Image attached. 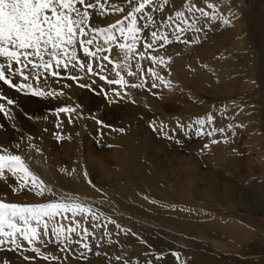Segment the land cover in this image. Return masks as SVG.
I'll use <instances>...</instances> for the list:
<instances>
[{"label": "snow or ice", "instance_id": "obj_1", "mask_svg": "<svg viewBox=\"0 0 264 264\" xmlns=\"http://www.w3.org/2000/svg\"><path fill=\"white\" fill-rule=\"evenodd\" d=\"M112 14H119L120 18L107 23ZM202 19L204 24L200 27ZM217 21L224 25L231 23L220 15L218 5L210 0H203V6L195 0H182L181 8H176L173 0H0V82L17 93L58 98L65 95L62 88L70 85L63 84L57 90L53 84H61L66 79L81 88H88L89 85L81 84L80 80L84 76L98 77L108 86H119V89L101 88L110 103L125 101L130 96L128 88L151 91L163 86L171 89L172 82L161 74V71H166L167 76L171 75L168 68L172 57L167 55L168 47L174 43L200 44L199 35L189 38L186 33H201ZM143 61L150 62V66L144 69ZM106 72H114L116 78H110L104 74ZM122 72H126L128 77H136L138 82L130 83ZM108 91L113 95L109 97ZM152 94L158 95L157 92ZM5 101L8 106L16 104L13 98L0 91V114L15 121L16 117L11 108H6ZM132 102L135 103L134 100ZM80 107L78 104L75 107L63 105L52 110L56 116V129H62L65 123L60 114L67 116L68 125L83 118L82 113L77 112ZM95 122L112 132H124L123 128L106 125L102 120L96 119ZM148 126L153 133L177 144L181 143L176 138L177 131L187 135L193 128L197 137L209 140L203 144V149L209 148L210 144L228 142V137L223 136L226 128L216 126L213 113L187 123L177 119L175 128L171 129L163 121L157 124L152 120ZM232 127V124L227 125L229 129ZM217 134L222 139L216 138ZM53 135L57 141L71 139L59 132ZM27 140L31 142L33 137L28 136ZM28 146L41 152L34 144ZM22 147L19 142L11 148L0 144V179L10 188L12 197L31 193L42 202H13L9 193H0V250L17 254L26 264H40V261L45 264H73V261L81 260L93 264L90 256L96 257L101 264H142L133 260L123 246L120 254H109L111 246L120 243L110 238L113 233L109 225L118 230L117 236L121 233L131 235L137 237L141 244H147V241L131 229L122 227L99 207H94L96 202L88 203L66 193H58L54 186L31 170L25 156L12 150H21ZM60 172L71 176L75 169H60ZM103 203L99 201V204ZM102 220L107 223H102ZM53 244L63 255L50 250ZM172 255L180 259L177 253ZM0 264H10V261L4 258ZM144 264H152V261L147 260Z\"/></svg>", "mask_w": 264, "mask_h": 264}, {"label": "rangeland", "instance_id": "obj_2", "mask_svg": "<svg viewBox=\"0 0 264 264\" xmlns=\"http://www.w3.org/2000/svg\"><path fill=\"white\" fill-rule=\"evenodd\" d=\"M195 2L198 3L197 0H195ZM257 2L258 0H250L249 3L245 5V9H246V13L248 17H253V12H256ZM173 4L175 5L176 8L182 7V1L179 2L178 0H173ZM198 5L203 6L202 4H199V3ZM250 6L253 11L251 10ZM218 10H221V9H218ZM118 15L119 14L117 15L112 14L110 16V19L107 20L109 22L107 21L106 22L107 23L115 22L116 19L120 18V16ZM228 19L230 20V18ZM202 21H200V23H202ZM98 22L101 24L105 23L104 21H98ZM202 25L203 24H199L198 26L202 27ZM214 27L216 26L213 25L211 26V29L209 27V29L201 33H194L192 31H189L186 33V35L189 38L192 37V35L193 36L199 35L201 40H203L205 37L204 34H206L207 36L208 32H210L209 33L210 36H213L215 38L224 35L225 32L229 33L233 31L232 32L233 35L235 32V27H234V24H232V22L230 26L229 24L225 26L224 24H222V26H219V27L217 26L218 29ZM188 34L191 36H189ZM202 34L204 36H202ZM178 45H181V44L174 43L168 48L170 49ZM216 47L217 46H215V48ZM219 48H222V47H219ZM226 48H228V46ZM258 49L264 54V48L259 47ZM217 50L215 52H217ZM221 50L222 49L219 50L220 52H218V56H217V53H215L216 55H214L217 57L218 60L225 58V56L224 57L221 55L219 56V54L222 53L223 51ZM253 50L254 49L252 48H247L246 51H253ZM161 51H164V50H161ZM259 60H258L259 63L260 62L264 63V55L263 57H261L260 55ZM141 63L144 69L150 66V62L148 61H143ZM110 67L111 66H109V68ZM133 71H135L134 66H133ZM104 74L109 75L110 78H116L114 72L113 73L106 72ZM77 75H83V74L77 73ZM122 75H124L125 78L129 80L130 83L138 82L136 77H128L126 72H122ZM93 80L96 81L95 84L93 83ZM80 83L89 85V87L81 88L77 83L73 81L66 80V79L62 80L61 84H53L52 87H55L57 90H60L63 84L70 85L69 87L62 88L65 95L60 96L58 98H46V97L34 96L31 94H28L27 92L17 93L15 90L8 89L7 86L2 85V82H0V91L7 93V95L10 98H14V100L16 101V104L13 106H8L5 101L4 103L6 105V108H11V109L13 108L14 110L17 111L16 114H18V115H14L13 113L15 111L12 110V114L16 116V119L15 121L9 120V122H8V119L3 114L2 115L0 114L2 117V118L0 117V121H1L0 125L3 124V127H0V132H1V136L4 135L3 137H8L6 141L7 146H9L8 143L10 145H13L17 142L21 143L23 145L21 150L12 149L16 154H21V152L25 149H27V151H29L30 149L34 151L35 150L34 148H30L29 146H25L24 144L29 143V144L36 145L37 141L35 139H36V136H38V132H40L39 134L45 137L48 136L51 128L56 123V116L53 114L52 110H54L57 107L63 106V105H70L73 107H75L77 104L80 105L81 107L77 109V112L82 113L83 118H78L76 120V123L77 122L80 123V126L77 129L78 133L75 134L77 136L75 135L73 136L71 135V136L75 139L80 138V142L84 145L88 144L87 138L88 137L89 139L91 138L90 140H92V142L90 144L94 145L92 151H94V149L95 151L93 153H89L88 156L87 154H82L80 157H82L83 159H79L78 156L75 158L76 153L74 149L71 148L75 145L69 144L67 140H65V142H62V143H58V142H61V141H58L57 142V145H58L57 146L58 147L57 157H59L60 161L62 160V165H59V166L62 169H64L65 167L67 168L72 167L75 169L79 167V168L85 169L86 172L88 173L86 179L88 181L90 179L92 180V181L90 180L91 185L96 186L97 184L96 187H93L94 194L97 192L96 188L98 187L99 189H101L100 192L102 196L100 193L98 196H94V194H92V191L82 190L80 192L81 189L77 187L74 188L71 185L72 182H69L70 185H64L61 188H59L58 186H54L50 183L49 184L54 186V188L56 189L58 193H66L69 196L78 198L79 200L83 199L82 201H86L88 203L96 202L94 204V207H99L101 211H103L107 216L115 219L118 223L122 225V227L131 229L133 232L137 233L139 238L147 241V244H141L139 243L137 237H133L131 235L125 236L122 233L119 234V236H117L116 233L118 232V230H116L113 225H109V229L113 233V236L110 238L117 239L120 241L119 244L111 246L109 250L110 255L120 254L121 246H123L124 251L131 254V256L133 257L132 258L133 260L140 261L142 262V264H144V262H146L147 260H151L152 264H192L189 252L191 251L192 247L195 246V243L193 242L192 235L190 231L188 230L189 223H187V225L184 226L183 221L181 222V219H178L177 216L173 215L172 212L169 211L170 204L167 203L168 210L166 209L167 204L164 202L163 204L162 201L158 202L159 203L158 207L156 208L153 207L154 210L151 208H148L147 210V209L140 207L138 204L132 205V204L125 203V200L123 198L119 197L118 195H115L114 193H110L111 191L109 187H110L112 175L110 178H104L102 177V175H100V172L110 170L111 171L110 173L112 174L116 173L115 171L117 168V164L115 163L116 159H113L114 157L112 155L115 149L113 147L108 146L106 143L108 142L106 141L107 139H104L106 138L107 133L111 134L112 131H110L107 128H101V126L97 125L95 121L96 119L102 120L104 124L111 125L114 128H123L124 131L127 128L133 127L132 125L137 127L138 122H139L138 121L139 113H140L141 108L143 107V102H144L136 95V93L139 90L140 91L142 90V92L146 93L148 97L150 98L153 97L151 98L153 100L156 98L158 103L159 101L161 103L164 98L163 106L159 107L161 108V110L158 109V114H160L161 112L162 113L160 115L155 116L154 118H151V119L149 118V120L150 121L155 120L157 124H159L160 121H163L164 123L169 125L170 129L175 128V122L177 119L181 120L182 122L187 123V122H191L196 117L206 116L208 113H213L216 117V126H224L226 128V131L223 134V136L228 137L229 144L223 143V142L218 143L216 145L210 144L209 148L207 149H203L202 146L204 143H208L209 140L207 137H197L194 134L195 125H194L193 130H188L187 135L181 133L179 130L177 131L176 138L181 140V143L177 144L175 143L174 140H169V139L163 138L157 133H153L152 130L148 126L149 120L142 121V122L140 121L144 126H146V129L149 130L150 133L154 135L153 136L154 138L152 140L154 141V143H156V146L153 148L154 150L152 149L154 152L153 151L151 152V150H149V152H146L145 154H143L144 158H140L141 162L143 160L142 163L144 164L143 165L144 173L150 175L151 172L149 171H152L153 169H155L153 170L155 171L154 174L157 173V175L160 177V178L156 177V182L158 181V186H160L161 183H164V182L174 183L175 181L176 182L178 181L177 183H182L184 185L185 190L187 191L186 192L187 200L185 198L186 201L184 200L183 203L186 204L188 202L189 205L186 204L188 205V207L191 205L190 208H193V206L194 208L196 207L198 208L199 205L202 206L203 204V201L201 199L199 201V198L202 197L201 196L202 191H204L206 184L208 182H211L213 179H214V182L218 183L220 182L219 180H221V178L223 179L227 178L228 180L227 179L226 180L229 184L234 185L235 184L234 182H236L237 188H240V187L242 188V186L243 187L249 186L251 188L254 185L253 182H249L248 184H246L244 183V180L245 178L247 179V175H246L247 173L248 174L252 173L255 175L257 173V170L259 169V162L255 160L257 158L256 154L259 151H262L264 155V111H261L254 120L248 121L249 123L247 126L244 125L245 126L244 127L241 124L242 127H238V125H236L234 121L230 119V117L235 116V113H236L235 104H232L231 106L225 105V100H222V98H224L222 93L220 91H217L218 95L216 96L214 95L215 96L214 97L213 91L211 90L209 86L207 87H209L210 89L206 88V86H202L203 89L198 90V91L195 90V88L192 89V88L185 87L186 90H184L183 92L180 89L179 93L173 91L174 90L173 86L171 89H166V88H163V86H161V88L151 90V91H148L146 89L133 90V89L128 88L127 91L130 93V96L125 101L120 102V103H110L109 100L106 99L105 93L101 91V88L103 87L104 89H108L109 87H111V88L119 89L118 85L108 86L103 81H100L98 77H91V76H84L83 79L80 80ZM150 83H151V80L149 79V85ZM259 89L260 88H257L256 90L255 89H250V91L248 90L247 93H251L252 91L253 94L246 99H249V98H251L252 100L260 99L261 102H263L262 99H264L263 98L264 88H262V94L261 92L257 91ZM44 90L47 91L48 89L45 88ZM152 92H157L158 95H153ZM186 92H188L189 94ZM107 95L110 97L113 94L111 91H108ZM259 96L260 97L262 96V97L260 98ZM156 99L154 101H156ZM133 100L135 101V103L132 102ZM145 108H149V106ZM225 110H228V111L232 110V111L228 115L225 112ZM45 116L48 117L47 120L44 119ZM28 117H31V119H29ZM93 117H95V119H93ZM60 118L64 120L65 123H67L66 122L67 116L65 114H60ZM13 122L15 124V128L12 127ZM87 123L90 125H88ZM228 124H232L233 127L230 129L227 128ZM93 126L94 128L95 127L96 128L94 129ZM11 127L12 129H10ZM45 128H47L48 131H44ZM101 133L102 135L104 134L105 137L102 136ZM115 133H117L116 135H119V136H121L122 134L119 132H115ZM10 134L13 136H11ZM112 135L114 137V134ZM28 136L33 137V141H34V142L32 141L33 143H30L27 140ZM216 138L222 139L220 134H217ZM4 142L1 141L0 144H4ZM226 149H228V151H226ZM227 152L230 154L228 155ZM231 159H235L236 168H234V170H237L245 174V176L241 175L242 177H240V179L243 182L240 179L238 180V182L236 180H233L232 178L229 179V175L227 174L225 170L231 167V165H229V162L231 161ZM99 168H102V169L99 171ZM34 172L36 173V171ZM75 173L76 172H72V176ZM67 176H65L64 179H66ZM207 177H209L210 179L211 177H214V178L211 179V181L207 182V180L209 179ZM260 185H264V184H260ZM151 188L153 187L151 186L149 188L150 191H151ZM111 189L113 188L111 187ZM75 190L77 192H75ZM150 191H148V194L150 196H152L154 193L156 197L160 196L158 198L161 199L162 194L160 192L152 189L153 192L151 191L152 193L151 194ZM0 193H9V199L13 202H21V203H38V201L42 202L39 197L31 193H25L24 195H21V196L12 197L10 194L11 193L10 188L6 186V184L4 183L2 179H0ZM84 193L86 194L84 195ZM195 193H197V195ZM242 193H243V196H242L243 199L246 198L249 202H251V205L250 203L247 204L248 209H250L249 207H252L250 209L251 211L252 210L260 211L264 208V200L258 201L257 198L249 199L248 198L249 192H247L246 190ZM111 196H112V199H111ZM192 196L194 198H192ZM197 200L199 203H197L196 205L195 203L197 202ZM252 200H257L258 202L252 203ZM99 201H104V203L99 204ZM116 201H120L122 204L124 202L125 204H127V206L129 205V207L131 208L133 207V209L138 208V211L140 213L144 211L146 212L147 210V213H150V216H154L153 218L155 219L156 217L159 218V220H157L158 222H156L157 226L152 224L151 221L142 220L140 219L139 216L138 217H136L135 215L132 216V214L127 213L126 211H122L115 204ZM191 203L193 204V206ZM172 205H175V204H172ZM173 207L174 206H171V209ZM164 209L166 210L164 211ZM156 211L157 213H155ZM162 211L163 213L158 214V212H162ZM167 211L169 212L171 216L167 214L168 213ZM151 213L152 214L154 213V214L152 215ZM205 220L206 218H203V219L200 218L199 221L197 219V221L200 222L201 225L205 223L204 222ZM197 221L194 223H197ZM101 222L107 223V221H104V220H102ZM151 242L153 244L155 243L154 245L158 247V249L157 250L155 249V251L153 250V252L148 251L147 253L141 255L140 253L141 246L145 248H149V243ZM104 247L109 248L107 244H104ZM50 250H53L55 254L63 255V254H60L58 250L55 249L54 244L50 246ZM96 250H100V249H96ZM255 252H256V254H254L255 256H259V255L264 256V254L257 253V252L264 253V247L261 249L260 248L255 249L253 253ZM172 253H177L180 259L177 260L176 256L172 255ZM157 256H159L160 258L156 259ZM4 258H7L10 262L12 260H18V262L21 261V259L19 258L17 254L13 252L0 250V260ZM90 258L92 259L93 264L94 263L101 264V262L96 257L90 256ZM80 262L82 264H86V262L82 260ZM40 263L45 264V262L43 261H40Z\"/></svg>", "mask_w": 264, "mask_h": 264}, {"label": "bare ground", "instance_id": "obj_3", "mask_svg": "<svg viewBox=\"0 0 264 264\" xmlns=\"http://www.w3.org/2000/svg\"><path fill=\"white\" fill-rule=\"evenodd\" d=\"M178 1L181 2L182 0ZM197 1L199 4L203 5V0ZM249 1L250 0H210V2L218 5V9H221L218 10L220 11V15L230 18V21L232 22V24H234L235 27L234 35L232 33L233 31L229 32L228 30L229 33L225 32L224 34L223 32L224 35L215 38L213 36H210V32H208L207 36L206 34H204L206 38L204 37V39L201 40L200 44L185 46L181 44L170 49L168 48L167 55H170L172 57V61L169 64L168 68V70H170L171 72V75L167 76L166 71H161V74L165 75L172 82V86L174 87L173 91L177 93H179L180 89L184 92V90H186L185 87L192 89L195 88V90L198 91L203 89L202 86H206V88L210 87L213 91V96L218 95L217 91H220L224 96L222 100H225V105L231 106L232 104H235L236 106L235 116L230 117V119L234 121L236 125L242 124L243 126H247L249 123L248 121L254 120L261 111H264V99H262L263 102H261L260 99H246L253 94L252 91L251 93H247L248 90L250 91V89L256 90L257 88H260L257 91L261 92L262 94V88H264V63L258 62L259 56L261 55V57H263L264 55L258 49L259 47L264 48V0H258L256 12H253V17H248L246 13L245 5L249 3ZM200 24H204V21H202V23ZM216 25H218V27L222 26L219 21L215 23V26ZM218 27L216 26L214 28L218 29ZM204 35L202 34V36ZM215 46H217L216 48L218 50L215 48ZM227 46L228 48H226ZM247 48H252L254 50L246 51ZM215 49L217 50V52H215ZM220 49H222L223 51L221 50L222 53H220L219 56H225V58L218 60L214 55H216L215 53H217L218 56V52H220ZM176 53H179V55H177ZM136 95L142 101H144L143 107L141 108L139 113V122L137 127L132 125L133 127L127 128L121 134V136L116 135L117 133L115 132H111V134L107 133L106 138H104L107 139L106 141H108L106 142L107 145L115 149L112 155L114 157L113 159H116V162H114L117 164V168L115 170L116 173L113 172L114 174L110 173V170L100 172V175H102V177L104 178H110L112 175L111 183L109 182V188L111 191L110 193H114L115 195L123 198L125 200V203L132 205L138 204L140 207L147 210L148 208L153 209V207H158V202L161 201L162 203L164 202L166 204H170L169 211L172 212L173 215L177 216L178 219H181V222L183 221L184 226L189 223L188 230L190 231L192 240L195 243V246L192 247V249L190 248L191 251L189 252L192 264H264V256H255L254 254H256V252L253 253L255 249H261L264 247V208L260 211H251L250 209L252 207H249L250 209L247 208V204L250 203L251 205V202H249L246 198L243 199L242 197V192L246 190L247 192H249V199L257 198L258 201L264 200V185H260L264 184V155L262 151H259L256 154L257 158L255 160L259 162V169L257 170V173L255 175L252 173H247V179L245 178L244 180V183L246 184H248L249 182L254 183L251 188L249 186H242V188H237L236 182H234V185L229 184L227 182V178H221V180H219L220 182L217 183L214 182L213 179L215 176L211 177V179H213L212 181L209 176L207 177L209 178L207 182H211H208L206 184L204 191H202L201 193L202 197H198L199 201L200 199L203 201V207L199 205L198 208L196 207V209L191 203L193 208H190L191 205L188 207V202L186 203L188 205L183 203L186 198L187 191L185 190L182 183H177L178 181H175L174 183L164 182L161 183L160 186H158L156 177L158 178L159 176L157 175V173L154 174L155 171L153 170L155 169L149 171L151 172L150 175L144 173V164L142 163L143 160L141 162L140 158H144L143 154L149 152V150H151L152 152L154 150L153 148L156 146V143H154V141L152 140L154 138V135L151 134L150 131L146 129V126H144L141 122L148 121L149 118H154L155 116L162 113L161 112L160 114H158V109L161 110V108L159 107L163 106L164 98L161 103L158 100V103L156 98V101H154L155 99H151L153 97H148V95L142 92V90H139ZM147 106H149V108H145ZM12 110L15 111L13 113L14 115H18L16 114V110H14L13 108ZM231 111L225 110L228 115L231 113ZM79 126V122H77L75 125H68L67 123H65L62 129H56L54 125L47 137L39 134L40 132H38V136H36L35 140L37 141L36 145L39 149H41V152H36L34 149V151H32L31 149H28L29 151H27V149H25L21 152V155L25 156L26 161L31 169L36 171V173L47 183L61 188L64 185H70L69 182H72L71 185L74 188L77 187L81 189L80 192L82 190H86L92 191V194H94L93 186L89 183L91 179L89 181L86 179L88 173L85 169L79 167L76 169L72 167H65L64 169H66L67 171L75 169L76 173L73 174V176H67L65 175V173L60 172V169L62 168L59 165H62V160L60 161L59 157H57L58 141L53 135L54 132H59L60 135L64 137H71V139L65 138L63 140H60L61 142L58 143L65 142V140H67L69 144H74L75 146L71 148L74 149L76 153L75 158L78 156L79 159H83L82 157H80L82 154H87L88 156L89 153H93L95 151V149L94 151H92L94 145L90 144L92 142V140H90L91 138L89 139L88 137V144L84 145L80 142V138L75 139L72 137L73 135L78 133L77 129ZM12 127L10 129H12ZM112 134H114V137ZM3 136H1L0 132V142L5 141L4 144L7 145L6 141L8 137ZM102 136H104V134ZM32 141L30 143L34 142ZM227 144L229 143L227 142ZM8 145L9 147L11 146L9 143ZM24 145L28 146L29 143H25ZM226 151H228V149H226ZM229 154L230 153H228V155ZM230 162L229 165H231V167L227 168L225 171L229 175V179L232 178L233 180H236L238 182L240 177H242L241 175L245 176V174L234 170V168H236L235 159H231ZM101 169L102 168H99V171ZM65 176H67L66 179H64ZM151 186L153 187L151 188V191L153 189L162 194L161 199L158 198L160 196L156 197L154 193L152 195L153 198L148 194V191H150L149 188ZM111 187L113 189H111ZM75 192L77 191L75 190ZM99 193L101 194V192H96L94 196H98ZM85 194L86 193H84V195ZM195 194L197 195V193ZM145 197H147L148 199H145ZM192 198L194 197L192 196ZM258 201L252 200V203ZM125 203L123 202V205L120 201H116L115 204L122 211L130 213L132 214V216H139L142 220L151 221L152 224L157 226L156 222H158L157 220H159V218L156 217L157 215L155 216V219L153 218L154 216H150V213H147V210L146 212L143 210L144 212L140 213L138 211V208L133 209V207L131 208ZM197 203H199L198 200L195 204L197 205ZM168 204L166 205V207L168 206ZM172 204H175L176 206ZM171 206L174 207L171 209ZM166 209L168 210V207ZM166 209H164V211ZM155 213H157V211ZM159 213H163V211L158 212V214ZM167 214L170 215L169 212ZM200 218H206V220L204 221L205 223H202L203 225L198 222ZM196 221L197 223H194ZM154 244L152 242L149 243V248L141 246V255L147 253L148 251L153 252V250H157L158 247H156ZM257 253L264 254L259 252ZM10 264H26V262H18V260H12ZM73 264L82 263L80 261H73Z\"/></svg>", "mask_w": 264, "mask_h": 264}]
</instances>
